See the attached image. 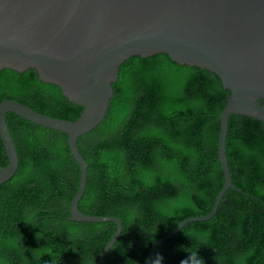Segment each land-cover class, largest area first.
Instances as JSON below:
<instances>
[{
	"label": "trees",
	"instance_id": "16d2710c",
	"mask_svg": "<svg viewBox=\"0 0 264 264\" xmlns=\"http://www.w3.org/2000/svg\"><path fill=\"white\" fill-rule=\"evenodd\" d=\"M112 89L103 120L77 138L88 163L78 209L121 221L101 264H144L158 239L212 208L223 185L217 146L229 91L215 73L165 53L126 59ZM3 99L67 120L83 111L33 68L0 70ZM6 123L19 163L0 184V264H96L116 224L69 219L79 166L67 134L12 112ZM225 150L232 183L249 195L227 189L210 219L185 224L149 264L157 255L180 264L189 252L204 264H264V121L231 114ZM7 162L0 138V167Z\"/></svg>",
	"mask_w": 264,
	"mask_h": 264
},
{
	"label": "water",
	"instance_id": "95a60500",
	"mask_svg": "<svg viewBox=\"0 0 264 264\" xmlns=\"http://www.w3.org/2000/svg\"><path fill=\"white\" fill-rule=\"evenodd\" d=\"M157 53L215 73L229 95L219 116L217 157L223 185L210 212L184 219L158 239L144 264H149L157 247L185 224L210 219L227 189L249 195L232 183L225 147L231 114L264 121V0H0V70L33 68L41 81L58 86L64 96L83 107L78 118L67 120L3 99L0 138L8 162L0 167V184L16 172L19 163L6 123L7 112L67 134L70 152L79 166L69 219L116 224L96 264H101L122 224L116 216L89 215L78 209L88 163L78 149L77 138L103 120L119 66L131 56Z\"/></svg>",
	"mask_w": 264,
	"mask_h": 264
},
{
	"label": "clouds",
	"instance_id": "9594fccd",
	"mask_svg": "<svg viewBox=\"0 0 264 264\" xmlns=\"http://www.w3.org/2000/svg\"><path fill=\"white\" fill-rule=\"evenodd\" d=\"M162 259V257L157 255V257L153 259L152 264H161ZM180 264H204V259L199 252H189L188 257L183 259Z\"/></svg>",
	"mask_w": 264,
	"mask_h": 264
}]
</instances>
